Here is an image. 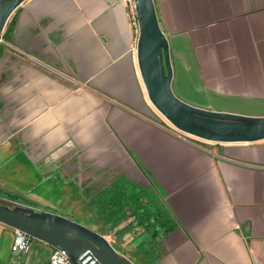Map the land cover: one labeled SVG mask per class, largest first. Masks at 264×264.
<instances>
[{
    "label": "crops",
    "instance_id": "0c3cea01",
    "mask_svg": "<svg viewBox=\"0 0 264 264\" xmlns=\"http://www.w3.org/2000/svg\"><path fill=\"white\" fill-rule=\"evenodd\" d=\"M154 2L175 92L264 115V0ZM138 35L130 0L17 7L0 37V201L135 241L152 264H264V138L208 147L165 122ZM15 235L0 221V264H48L51 244L17 256Z\"/></svg>",
    "mask_w": 264,
    "mask_h": 264
},
{
    "label": "water",
    "instance_id": "95a60500",
    "mask_svg": "<svg viewBox=\"0 0 264 264\" xmlns=\"http://www.w3.org/2000/svg\"><path fill=\"white\" fill-rule=\"evenodd\" d=\"M24 0H0V37L11 15ZM139 35L137 59L145 88L154 106L184 133L212 141H252L264 138V115L211 110L191 104L173 89L169 39L154 0H135ZM0 221L77 259L92 255L100 264H136L119 252L103 233L67 216L22 204L0 202Z\"/></svg>",
    "mask_w": 264,
    "mask_h": 264
},
{
    "label": "built area",
    "instance_id": "2783aa9c",
    "mask_svg": "<svg viewBox=\"0 0 264 264\" xmlns=\"http://www.w3.org/2000/svg\"><path fill=\"white\" fill-rule=\"evenodd\" d=\"M130 8L133 23L136 27H138V17L135 0H130ZM84 85L85 83L79 84L78 89H80ZM15 231L16 235L12 245V252L17 256H20L28 252L31 240L34 237L18 228H15ZM48 264H100V262L92 255H87L86 257L80 256L77 259H74L66 249L52 246Z\"/></svg>",
    "mask_w": 264,
    "mask_h": 264
},
{
    "label": "rangeland",
    "instance_id": "374dc122",
    "mask_svg": "<svg viewBox=\"0 0 264 264\" xmlns=\"http://www.w3.org/2000/svg\"><path fill=\"white\" fill-rule=\"evenodd\" d=\"M176 94L179 97H181L177 92H176ZM182 99H184V98H182ZM184 100L187 101V102H189L186 99H184ZM189 103H191V102H189ZM191 104H193V103H191ZM162 116L165 118V120H166L165 122H167L168 124L174 126L163 114H162ZM189 135L192 136L193 138H195L196 140H198L199 142H202L203 144L207 145L208 147H213V146H216V145L219 146V143L217 144L216 141L204 139V138H201V137L192 135V134H189ZM139 202H141V201H139ZM144 203L145 202H142L140 204H143L144 205ZM145 207L151 209L152 208V205L147 204ZM140 209H142V208H140ZM153 216H154V214H153ZM153 216H150V218H149L151 220V222H153ZM152 240H153L152 237L149 238V239H147V240H145L144 243L142 244V247L146 245V246H148V248H150L151 247V244H152L151 243ZM114 245L116 247H119L120 246L121 247V250H120L121 253L124 254V255L125 254H128L131 257V260L134 261L136 264H152L151 260L150 261L149 260H146V254H145V252H143L141 250V247L135 241L129 242L127 244H125V243L122 244L120 242H116V243H114ZM127 246H128V248H127ZM129 249L133 251V253H134L133 255L130 254V252H129L130 250Z\"/></svg>",
    "mask_w": 264,
    "mask_h": 264
},
{
    "label": "trees",
    "instance_id": "16d2710c",
    "mask_svg": "<svg viewBox=\"0 0 264 264\" xmlns=\"http://www.w3.org/2000/svg\"><path fill=\"white\" fill-rule=\"evenodd\" d=\"M1 203H5V202H2V201H0ZM8 204V203H7ZM11 205H13V204H11ZM15 205V204H14Z\"/></svg>",
    "mask_w": 264,
    "mask_h": 264
}]
</instances>
